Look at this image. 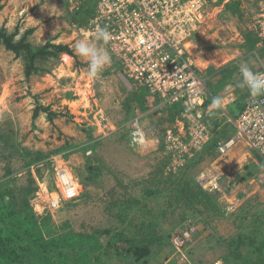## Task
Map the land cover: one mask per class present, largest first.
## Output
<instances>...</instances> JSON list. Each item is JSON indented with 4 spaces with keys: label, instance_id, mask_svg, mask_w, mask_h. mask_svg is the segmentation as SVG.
<instances>
[{
    "label": "rangeland",
    "instance_id": "obj_1",
    "mask_svg": "<svg viewBox=\"0 0 264 264\" xmlns=\"http://www.w3.org/2000/svg\"><path fill=\"white\" fill-rule=\"evenodd\" d=\"M259 2L218 0L190 36V58L207 86L236 90L238 102L227 106L233 114L249 95L237 86L241 64L264 67ZM85 9L90 16L91 3L78 12ZM87 23L67 0H0V27L16 32L14 40L32 29L33 48L62 43L73 53L37 58L26 76L24 59L0 44L1 264H264V183H252L260 170L255 155L240 144L218 159L213 145L232 130L212 119V129L221 126L214 142L179 165L164 137L181 108L127 84L107 45L111 64L89 77L88 61L74 51L77 40L95 42ZM37 105L54 113L51 120L47 111L33 119ZM137 116L145 146L130 141ZM62 160L79 194L39 214L32 203L37 181L49 182ZM206 172L221 173L219 190L201 182ZM21 214L37 226L22 223ZM185 226L193 232L174 244Z\"/></svg>",
    "mask_w": 264,
    "mask_h": 264
},
{
    "label": "built area",
    "instance_id": "obj_2",
    "mask_svg": "<svg viewBox=\"0 0 264 264\" xmlns=\"http://www.w3.org/2000/svg\"><path fill=\"white\" fill-rule=\"evenodd\" d=\"M218 0H67L70 11L78 12L91 3L87 31L94 35L97 27H106L111 33L107 44L109 51L122 66V77L127 84H134L147 94L163 102L165 107L177 105L181 108L180 118L173 128L167 129L164 149L181 162L200 152L215 140L214 133L224 124L232 132L215 141L214 149L220 159L240 144L245 154L255 155L260 167L252 183H264V96L246 97L238 115L229 113L227 106L237 99L231 91L232 85H223L221 94L212 92L200 69L190 58V36L202 21L207 9ZM259 9L264 12V0ZM260 10V12H262ZM260 36L264 40V14L257 18ZM264 73V67L260 71ZM130 81V82H128ZM248 91V90H247ZM249 93V92H248ZM221 97L223 105L219 113L209 115V106L214 97ZM212 119L222 122L212 129ZM132 145L145 146V129L135 117L130 128ZM218 161V160H217ZM52 179L37 181L38 191L32 200L34 211L46 214L57 210L66 201L79 194V180L73 175L66 162L53 164ZM221 173L206 172L201 182L210 184L211 189H220ZM255 181V182H254ZM203 184V183H202ZM226 189V188H225ZM224 191V190H223ZM188 224V223H187ZM194 226H185L172 239L182 245L193 232ZM175 264H182L177 262ZM215 264H219L216 262Z\"/></svg>",
    "mask_w": 264,
    "mask_h": 264
},
{
    "label": "clouds",
    "instance_id": "obj_3",
    "mask_svg": "<svg viewBox=\"0 0 264 264\" xmlns=\"http://www.w3.org/2000/svg\"><path fill=\"white\" fill-rule=\"evenodd\" d=\"M111 40V33L106 27H97L94 31V41L100 42L98 46L95 42L87 39L77 40L74 44L75 53L88 61V76L95 78L105 66L111 64V56L104 47ZM241 79L237 86L247 89L251 97L264 96V73L255 72L247 63L241 64L239 68ZM223 105L222 98L217 96L212 99L208 114L214 115V109H219Z\"/></svg>",
    "mask_w": 264,
    "mask_h": 264
},
{
    "label": "trees",
    "instance_id": "obj_4",
    "mask_svg": "<svg viewBox=\"0 0 264 264\" xmlns=\"http://www.w3.org/2000/svg\"><path fill=\"white\" fill-rule=\"evenodd\" d=\"M83 13L88 18L87 13L89 15V11L87 9H85V10H83ZM76 14L82 15V14H80V12H76ZM30 32H32V29L25 31L18 40H14L16 32L7 33L4 27H0V44H2L6 49L14 52L15 56H17V57L21 56L24 59V61H25V75L26 76L30 75L32 72H34L36 70L34 64H35V61L37 58L48 59L49 57H56L59 53H62V52L70 54V55L73 54L72 50L68 47V45L62 44V43L56 44V43L46 42L43 45H40L36 48H33L31 43L28 41V38H27V36ZM211 91L216 92V91H214V89H211ZM235 102L236 103L238 102L237 99L233 103H235ZM242 105H244V104H242ZM242 108H243V106L239 108L237 114H235V113L233 114V112H229V113L233 116H236L239 114V112L242 110ZM40 111L45 112V111H47V109L41 105H37L33 110V114H32L33 119L39 115ZM52 114H54V113L47 111L48 120H51L50 116H52ZM212 142H214V140H212L211 143ZM214 146H215V143H214L213 147ZM19 219L22 221V223L26 221V223L30 222L31 224H34L37 226V222L35 221V218L33 216L25 218V215L21 214ZM51 240L52 239L49 237V240L47 241V243H50ZM20 255L22 257V254H20ZM17 257H19V256H17ZM0 264H1V262H0Z\"/></svg>",
    "mask_w": 264,
    "mask_h": 264
},
{
    "label": "bare ground",
    "instance_id": "obj_5",
    "mask_svg": "<svg viewBox=\"0 0 264 264\" xmlns=\"http://www.w3.org/2000/svg\"><path fill=\"white\" fill-rule=\"evenodd\" d=\"M63 56L65 57V58H68V55H66V54H63ZM75 186L77 187V184L75 183Z\"/></svg>",
    "mask_w": 264,
    "mask_h": 264
},
{
    "label": "crops",
    "instance_id": "obj_6",
    "mask_svg": "<svg viewBox=\"0 0 264 264\" xmlns=\"http://www.w3.org/2000/svg\"><path fill=\"white\" fill-rule=\"evenodd\" d=\"M222 90V89H221ZM221 90L220 91H216L215 93H220L221 92ZM235 93H236V90H235Z\"/></svg>",
    "mask_w": 264,
    "mask_h": 264
}]
</instances>
